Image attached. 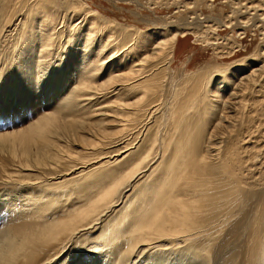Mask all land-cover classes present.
Here are the masks:
<instances>
[{
	"label": "bare ground",
	"instance_id": "bare-ground-1",
	"mask_svg": "<svg viewBox=\"0 0 264 264\" xmlns=\"http://www.w3.org/2000/svg\"><path fill=\"white\" fill-rule=\"evenodd\" d=\"M79 7L84 9V19L73 26L65 52L71 57L69 51H74V58L72 63L67 62L64 72L60 70L64 83L72 81L68 92L58 106L47 109L29 124L0 133V155L7 152L10 157L17 156L13 162L18 174L9 173L6 177L51 187L43 189L41 194L28 195L27 211L34 221L13 227L21 229L19 235L3 238L5 247L0 248V264H43L39 259L50 247L64 245L65 239L92 228H97L100 235L82 234V239L100 242L94 247L105 249L109 264L123 262L135 250L147 251L159 242L174 249L173 264H211L213 253L219 256L229 248L223 239L240 230L244 216L240 217L236 209L245 198L249 183L237 173L238 163L231 162L234 151L223 155L219 142L210 143L205 152L196 150L198 139L192 132V123L198 118L200 108L204 107L205 113H213L210 106L215 107L221 100L219 92L228 81L224 76L232 73L238 80L244 74L245 60L233 66L235 69L229 65L214 67L196 79H185L168 101L167 117L173 132L167 136L168 130H164V135L159 136V119H151L162 104L158 76L150 71L152 68H146L144 56L141 59H134L137 53L129 56L130 50L116 40L113 23L97 25L100 19L93 8L86 4ZM238 10L241 8L233 6L234 12L239 13ZM56 11L53 6L37 4L29 8L30 22L25 23L27 34L18 49L22 53L15 59L20 71L15 78L9 75L5 79L7 83L25 81L30 65L32 68L37 64L42 73L45 67H50L43 59L56 46V17L53 15ZM234 15L233 19L237 16ZM239 25L246 26V23L241 21ZM170 26L167 30L150 33L156 38L155 47L168 43L172 54L175 41L179 35H185L187 29L179 30L175 24ZM83 27L86 28L82 32ZM160 35L164 38H159ZM140 37L141 32L137 31L132 33L131 40L140 39L144 46L150 42L149 36ZM92 39H95L94 44ZM136 45L143 46L140 42ZM58 57L56 65L61 68L65 58ZM246 78L241 77L240 82ZM195 87L199 90H194ZM230 95L237 97L236 93ZM94 126L102 128L94 132ZM108 126L115 129L108 130ZM108 132L111 134L106 135ZM112 138L114 147L108 146V151V147L96 148ZM73 144L80 148L74 149ZM108 155L111 158L102 161ZM1 169L2 165L0 172ZM218 170L220 173H216ZM252 178L254 180V176ZM250 188L255 196L254 183ZM130 191V195L124 194ZM257 192L259 196L250 216L253 222L248 224L254 227L249 236L255 240V251L247 253L242 264H264V181ZM48 213L52 215L50 218ZM51 252L44 258L45 262L53 260Z\"/></svg>",
	"mask_w": 264,
	"mask_h": 264
},
{
	"label": "rangeland",
	"instance_id": "rangeland-1",
	"mask_svg": "<svg viewBox=\"0 0 264 264\" xmlns=\"http://www.w3.org/2000/svg\"><path fill=\"white\" fill-rule=\"evenodd\" d=\"M36 4L57 8L53 14L56 17L57 30L54 34L56 46H54L53 52L45 54L43 59V62L48 61L50 67L48 69L45 67V71L42 73L40 68L37 69V64L35 67L32 65V68L30 65L27 70L30 74L28 73L29 76L25 78V81L19 80L16 82L17 85L9 84L5 79H8L9 75V78H15L20 71V64L15 59L22 53L18 49L23 46V38L27 34L25 33L27 31L25 23L30 22L31 16L28 13L31 12H29V8ZM81 4L93 8L98 16L97 19H100L97 25L102 23L100 26L105 24L110 26L113 23L112 27L115 29L116 40L130 50L131 55L129 56L135 53L138 55H135L134 59L136 57L141 59L144 56L143 62L146 68H152L150 71L158 76L159 85L163 92L160 94L162 104L154 112L155 115H152L151 119L154 117L159 119V136L164 135V130H168L167 136L173 132L174 128L167 117L168 101L172 98V94L180 89L179 86L183 84L185 79H196L214 67L238 66L239 63H242L241 61L245 60V62L243 61L245 70L241 77L247 76L248 78L241 83V77L238 80L235 78L236 81L232 73L224 76L228 80L226 81L227 85L224 84L223 89L219 92L221 100L216 103L215 107L210 106L213 113L209 114L208 111L205 113V108L202 106L203 108L199 109L198 118L192 123V132L198 139L197 144H195L198 147L196 150L205 152L210 143L212 145V143L219 142L222 145L223 155L234 151L231 162H236L232 163L233 165L238 163L236 165L238 167L237 173L241 175L244 182L249 183L247 186L244 183L246 186L245 198L236 209L240 212V217L244 216L240 230L236 229L235 233L223 239V242L229 244L225 253H221L219 256H214L213 253L211 258V261L213 260L211 264H242L245 255L247 253L253 254L255 251V240L249 236L250 230L254 228L249 226L253 222V218L250 216L252 217L254 211L256 197L259 196L257 190L263 186L264 181V0H0V79H2L0 81V133L22 128L29 124L45 113L47 109L58 106L62 96L68 92L72 81L64 83L61 74L66 70L65 65L72 63L74 58V51H69L71 57L65 52L70 42L68 38H71L69 33L74 32L73 26L79 21L81 22L83 18L84 9L79 7ZM233 6L237 9L241 8L242 13L240 10H238L239 13L234 12ZM245 7L251 8L244 11ZM232 14L237 15L235 19L231 17ZM241 21H244L246 26H240ZM187 23L191 25L187 26ZM171 24H175L179 30L181 28L187 29L185 35L178 36L172 54L169 53L170 46L168 43L155 47L156 38L152 37L150 33L154 30H167ZM85 28L83 27L81 31L83 32ZM128 28L130 29L128 30ZM137 31L141 32V37L149 36L150 42L146 46L140 39L137 42L131 40L132 33ZM164 33L168 34L169 32L164 31ZM125 36L130 37V40ZM159 38L164 37L160 35ZM93 40L95 41V39ZM139 42L143 46H137L136 44ZM164 45L166 46L162 47ZM153 49H157L158 52ZM150 54L156 56H148ZM58 56L65 58H63L61 68L56 65L60 60ZM16 64H19V67ZM238 84L241 86H237ZM193 89L199 90L197 87ZM210 90L214 93L213 88L210 87ZM231 92L240 97H236L238 104L236 98H232L230 95ZM228 100H230L228 104H225ZM99 127L94 126V132ZM109 127L108 130L115 129L113 126ZM139 131L141 132L142 129ZM110 134V132L106 133V135ZM114 140L112 138L107 143L96 144V148L105 150L114 144L112 142ZM71 147L80 148L75 144ZM109 147L106 149L107 151ZM112 147L114 146H111L110 149ZM5 153L0 155V165L3 166L0 172V178H3L0 179V248L5 247L3 238L9 239L22 232L21 229L15 230L13 227L27 223L28 220L29 222L34 221V217H30L31 212L27 211L28 195L30 193L41 194L43 189L51 188L45 187V183H21V181L6 177L9 173L16 175L18 171H16L13 162L17 156L13 158L7 152ZM124 155L118 159H122ZM109 156L102 161H108L111 158ZM230 159L231 157L228 156L227 161ZM210 173L212 174V171ZM216 173H220V170ZM18 176L21 177V175ZM253 183L255 196L252 194L253 188H250ZM40 186L41 188H39ZM130 193L131 191L124 194L128 196ZM126 196L124 200H126ZM58 211L59 209L56 210V212ZM48 216L50 218L52 215L48 213ZM244 220L246 221L244 222ZM82 232L70 239H65L64 245L50 247L53 260L44 261L50 251L44 252L39 260L43 264H109L110 259L104 256L106 254L105 249L100 250V248L94 247L95 244L100 245V242L95 239L85 241L82 239L86 235L88 237L100 235L99 230L92 228ZM82 234L85 235L82 236ZM167 246V243L159 242L156 246L151 245L147 251H142L140 248L135 250L127 260L118 264H173L176 255L173 253L174 249L167 248ZM147 253L150 255L148 256ZM157 254H159L158 257Z\"/></svg>",
	"mask_w": 264,
	"mask_h": 264
}]
</instances>
